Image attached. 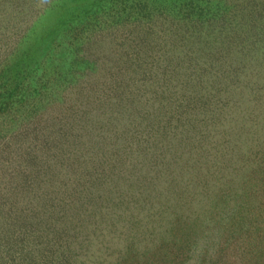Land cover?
Listing matches in <instances>:
<instances>
[{
  "label": "rangeland",
  "instance_id": "obj_1",
  "mask_svg": "<svg viewBox=\"0 0 264 264\" xmlns=\"http://www.w3.org/2000/svg\"><path fill=\"white\" fill-rule=\"evenodd\" d=\"M9 1L0 0V9ZM28 1H34L32 8ZM192 1L199 9L207 2L221 4L216 13L224 19L228 12L226 23L216 30L238 21L244 25L242 34L235 29L214 32L220 37L229 30L235 36L228 50L215 44L211 57L219 64L203 74L207 79L224 78L226 86L219 87L227 98L218 99L208 89L212 98L204 91L194 98L199 108L195 116L187 114L183 101L180 118L169 120L164 114L158 123V128H165L164 153L155 136L137 135L131 144L151 140L146 157L134 168L108 170L106 181L83 203L86 210L81 216L65 211L75 207L79 213L72 203L59 209L55 194L52 198L48 194L51 205L36 211L40 196L46 202L41 189L53 185V175L48 185L49 173L44 177L37 173L41 163L25 167L20 154L41 138L36 134L39 119L12 122L0 109V264H264V0ZM14 5L27 10L15 32L0 29V68L13 65L6 72V84L21 86L27 100L43 110L46 105L37 104L36 97L43 88L50 90L48 81L61 74L69 57L117 61L166 57L168 51L193 57L197 50L190 17L169 7L167 0H16ZM5 35L9 42L19 37L8 57H3ZM153 68L149 63L140 80L153 82ZM168 82L166 77L158 83L159 95L164 89L172 95ZM207 84L201 87L205 91ZM37 86L34 96L31 87ZM7 97L0 86V107ZM239 97L255 106L248 116L245 113L246 119L241 110L234 112L228 105L239 102ZM165 120L170 123L165 125ZM62 121V128L51 120L44 128L55 134L65 131L63 142L79 146L87 128L76 123L84 120L66 114ZM150 126L147 123L144 129ZM190 126L199 132L207 127L212 135L168 140L175 128L190 134ZM101 130L104 137L106 126L95 134ZM103 175L87 174L97 176V181ZM11 213L13 219L5 221Z\"/></svg>",
  "mask_w": 264,
  "mask_h": 264
},
{
  "label": "trees",
  "instance_id": "obj_2",
  "mask_svg": "<svg viewBox=\"0 0 264 264\" xmlns=\"http://www.w3.org/2000/svg\"><path fill=\"white\" fill-rule=\"evenodd\" d=\"M15 2L16 0H10L5 9H0V12L4 11L0 17V29L8 33L15 32L17 27H21L27 10L14 9ZM167 2L169 7H178L179 12H184V16L190 17V24L193 27L190 30H195L194 33L198 36L197 41L192 40V42H197V50L193 57H183L180 51L172 54H169L168 51L165 53L166 57H129L117 61L99 57H69L66 65L61 68V74L57 73L54 81H48L47 86L50 90L43 88L44 92H40V95L36 97L37 104H40L41 101L44 102L45 110L40 109L41 105L33 106L31 101L27 100L25 92H21V86L6 84L8 81L6 72L13 68V65L0 68V86L7 91L8 96L5 105H1L0 109L5 112L3 115L6 116V119L12 122L19 118L30 119V122L31 119H39L36 134H40L41 138L38 141H33L31 147L24 146L20 154V162L25 167L26 164L34 167L39 164L38 161L41 163L42 167L37 170L41 171L42 175L38 171L37 173L40 177L50 176H48V185H50V178L53 175L51 180L53 185L51 184L50 188L41 189L46 202L40 196L36 204V211H44L48 205H51L48 194L51 198L55 194L58 196L56 199L61 201L57 205L59 209L64 207L65 210L68 205L75 204L79 213L75 207L65 211H75V216H81L86 210L83 203L87 200L90 201L94 187L100 186L106 181L108 170H115L118 167L127 169L128 165L134 168L138 164V159L146 157L147 143L151 140L138 146L136 143L131 144L139 139L134 140L137 135L147 139H152L155 136V144L162 143V153H164L165 146L162 141L165 136V128L163 126L158 128V123L161 122L164 114L168 115L169 120H174L177 115L180 118L181 113L178 112L183 101L187 114L195 116L194 111H199V108L196 107L194 98L200 96L203 91L210 95L207 92L208 89H210V93L213 91L218 99L227 98L225 92L219 87V85L226 86L225 79H207L203 74L219 64L216 57H211L215 53V44L218 43L222 48L228 50L231 40L235 36H231L229 30L220 37H215L214 32L235 29L233 32L237 34V32L243 31L244 25L238 21L234 25L216 30L218 25L225 24L227 21L226 14L228 12L223 13L225 19L224 16L216 13L221 4L212 5L207 2L203 3L204 5L199 9L198 6L193 5L192 0H188V2L187 0H167ZM33 3L34 1L26 2L31 8ZM8 11L9 14H7ZM197 12H199L198 16L195 17L193 13ZM238 18L237 15L235 20ZM239 20L241 21V19ZM5 32L2 34L4 35ZM11 36L13 37V33ZM6 38L5 35L1 40V42L6 41L7 46L3 57H8L19 44V37L14 42H9L5 40ZM149 63L154 65L155 80L143 82L140 77L147 74L146 68ZM166 77L169 79L167 89L172 95H166L165 89L159 95L157 93L158 83L165 82ZM204 83H208L206 91L201 88ZM31 88H34L32 93L35 96L38 86ZM200 88L201 90H199ZM229 96L231 97L230 94ZM243 96H246L244 91ZM210 98H212L211 95ZM238 100L239 102L233 106L228 105L234 112L241 110L242 117L245 113L248 116L255 106L245 98L239 97ZM66 114L82 118L84 121L76 124L87 128L77 147L73 146L72 142H63L65 131L57 130L55 134L44 128L47 120L56 121V126L62 128L64 124L62 118L66 117ZM154 114L155 119L153 118ZM105 121L107 122L105 123ZM149 122H151V126ZM147 123L150 126L148 130L144 129ZM169 123L165 120V125ZM21 124L23 123L18 125ZM103 126L107 127L105 136H102V130L96 135V130L102 129ZM196 127L190 126V134L188 129L182 128L178 131L175 128L168 140L172 139L178 142L186 141L188 136L194 138L198 135L201 138L212 135L210 134L212 131L207 127H203L204 129L200 127L202 128L200 132L196 130ZM7 146H10V142ZM172 152L176 154L178 151L173 150ZM22 154L25 157H22ZM171 159L173 160V158ZM46 172L49 174L47 175ZM88 173L104 175L102 180L97 181V176L89 177ZM30 177L28 176V178ZM100 197L98 196V199ZM12 213L18 212L14 210ZM12 213L5 221L13 219ZM24 213L30 215L31 212L25 211ZM50 219L52 218L48 220ZM0 240H2L1 236Z\"/></svg>",
  "mask_w": 264,
  "mask_h": 264
}]
</instances>
